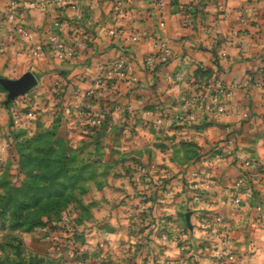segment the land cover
I'll use <instances>...</instances> for the list:
<instances>
[{"label":"crops","instance_id":"1","mask_svg":"<svg viewBox=\"0 0 264 264\" xmlns=\"http://www.w3.org/2000/svg\"><path fill=\"white\" fill-rule=\"evenodd\" d=\"M12 5L18 7L17 21L32 29L38 42L57 33L67 43L84 45L69 60L58 59L48 47L33 56L13 32ZM127 6L126 14H118L112 0H0V75L12 79L38 72L32 90L58 93L61 103L51 100L46 110L61 112V128H75L81 139L94 134V144L107 135V151L121 150L124 162L113 168L110 163L105 185L95 187L97 204L113 206L126 193L120 207L128 218L151 209L158 228L184 220L181 245L165 230L154 236L174 251L191 248L194 256L264 264V0H128ZM185 10L191 14L189 26ZM109 29L117 35L110 36ZM160 40L172 50L166 63L158 57ZM123 57L131 68L126 76L116 69ZM149 58L154 69L146 64ZM218 82L242 86L227 102L228 112H197L192 119L190 97ZM4 98L0 90V149L6 147L2 157L7 158L14 152L12 134L21 125L12 128L9 122L19 99L7 103ZM227 138L235 142V157L219 149ZM106 158L114 161L112 155ZM247 159L255 164L246 183L239 184ZM207 176L213 188L196 202L192 185ZM173 183L179 188L170 195L167 186Z\"/></svg>","mask_w":264,"mask_h":264},{"label":"rangeland","instance_id":"2","mask_svg":"<svg viewBox=\"0 0 264 264\" xmlns=\"http://www.w3.org/2000/svg\"><path fill=\"white\" fill-rule=\"evenodd\" d=\"M30 65L32 69L34 65ZM16 76L12 79L21 77L20 74ZM4 93L6 101L7 91ZM16 99H19V103H15L13 113L16 112L23 121L12 134L14 145L10 146H14V152H9L7 158L0 154V264L234 263L226 255L220 258L197 253L194 256L190 254L191 248L182 254L157 240L154 236L165 230L178 237V244L181 245L182 240L178 235L187 232L184 220H176L166 229L158 228V223L154 221V210L151 209H147L151 217L147 216L148 212H139L136 217L128 218L124 208L120 207L129 196L126 193H122L113 206L108 207L102 202L97 204L95 187L105 185L104 178L111 168L110 163H114L113 168L124 162L121 150L114 152V148L109 149L111 154L107 151L111 147L108 138L105 139L107 135L94 144V134L88 133L90 138L81 139L75 128H61L64 125L61 112L53 114V110H46L51 100H57L56 106L61 103L56 92L51 96L31 89ZM30 112L33 113L31 117L28 115ZM27 119L30 120L28 123ZM9 122L12 123V115ZM19 148L27 157L26 170L22 169ZM46 152L48 158L41 162L40 158ZM107 154L112 155L113 162L106 158ZM66 157L68 160H64ZM82 166L86 168L81 169ZM62 167L65 197L61 201L56 203L53 200L56 198L39 203L27 200L29 204L23 207L20 201L24 197L18 193V208L2 206L1 199L7 189L21 185L26 171L38 175L36 178L28 175L30 183L42 186L45 182L41 180H48L44 173L53 176L60 173ZM107 230L116 234L109 236ZM139 234L143 236L130 237ZM163 247L170 251L166 252Z\"/></svg>","mask_w":264,"mask_h":264},{"label":"built area","instance_id":"3","mask_svg":"<svg viewBox=\"0 0 264 264\" xmlns=\"http://www.w3.org/2000/svg\"><path fill=\"white\" fill-rule=\"evenodd\" d=\"M62 4H67L69 1L73 0H58ZM114 8L118 11V14H126L128 10V0H112ZM44 6V2L41 3V7ZM17 6L12 5L10 8L9 18L13 22V32L17 35L18 38H20L23 42L26 43L27 49L30 51V53L35 56L39 57L42 50L40 47L36 44V34L35 32L30 29L28 26L19 23L17 21ZM184 24L189 26L191 25V14L189 10H185L182 13ZM57 25H60V23H57ZM161 27H164V22H161ZM107 33L110 36H116L117 31L115 29H109ZM84 45L82 41H75L74 43H67L65 40H63L59 34L54 33L50 36L48 41V48L54 53V56H56L58 59L61 60H69L76 56L80 46ZM157 48L159 52V60L162 63H166L170 60L172 57V50L169 47L168 43L164 40H160L157 43ZM146 64L149 68H155V61L153 58H149L146 61ZM116 69L119 72L121 76H126L130 73L131 68L127 62V60L123 57L120 58L116 63ZM242 86L240 83L233 82L231 84L225 85L220 82L215 83L212 85L210 91L202 92V93H196L193 94L190 99L187 102V109H192V119H196V113L201 112L203 115L213 116L215 114H226L228 112V101L233 95V93L240 89ZM29 117L33 115V113H28ZM246 116V114H245ZM23 119L20 118V116L15 112L12 114V128L18 126L21 124ZM94 124H100L101 121L98 119H93L91 121ZM219 149L221 150V153L226 154L230 157H235L236 151H235V142L231 138L225 139L222 144L219 146ZM7 152L6 147H3L0 149V154H5ZM219 153V154H221ZM255 164L254 160L247 159L244 160L241 163V166L243 168L242 172V178L241 181H239V184L246 183L248 177H249V169H251ZM194 177H197L194 175ZM178 188V185L169 184L167 186V193L170 195L175 194L176 190ZM213 188V183L210 176H207L205 178H202L201 180H197L192 185V189L196 192L194 194L193 199L198 202L201 197V193L203 191H208ZM262 191H264V186L261 188ZM247 196H251L252 192L247 191L245 193ZM236 202H240V199H236ZM218 222H223V217L219 216L217 217ZM229 250L233 251L234 245L228 241Z\"/></svg>","mask_w":264,"mask_h":264},{"label":"trees","instance_id":"4","mask_svg":"<svg viewBox=\"0 0 264 264\" xmlns=\"http://www.w3.org/2000/svg\"><path fill=\"white\" fill-rule=\"evenodd\" d=\"M36 44L40 47V49L43 51V47H48V42L47 43H41L38 42L37 38L35 40ZM0 77H2L0 75ZM0 90L5 92L4 88L0 85ZM12 125V123H11ZM16 142V141H15ZM19 154H20V161L21 165L23 166V170H26L24 168L25 162H26V154L24 151L18 149ZM47 153L40 158L41 162L45 161V159L48 158ZM28 156V155H27ZM64 160H68V157H66ZM60 162V159L59 161ZM66 162V161H65ZM86 168L85 166H82L81 169ZM62 169H60V173L56 175H50L47 173H44L48 176V180H41L44 181L45 183L42 186L39 185H34L33 183L29 182V176L31 177H38V175H35L32 171H26L25 179L23 180L22 184L19 186L15 187H9L6 191V193L3 195L1 199V204L5 208H18L19 207V202H18V193H21V197H24L20 202L23 204V207H26L29 203L27 200H34L36 203H39L41 201H48V198H56L53 200H56L55 202H59L62 200V198L65 197L64 194V186H65V181L62 179ZM45 176V175H44ZM25 184V185H24ZM6 186V185H5ZM25 200V201H24ZM17 202V203H16Z\"/></svg>","mask_w":264,"mask_h":264},{"label":"water","instance_id":"5","mask_svg":"<svg viewBox=\"0 0 264 264\" xmlns=\"http://www.w3.org/2000/svg\"><path fill=\"white\" fill-rule=\"evenodd\" d=\"M38 84L37 76L32 72H26L18 79L0 77V85L7 91V103L13 101L18 96L27 94ZM191 212L186 217L189 223Z\"/></svg>","mask_w":264,"mask_h":264}]
</instances>
